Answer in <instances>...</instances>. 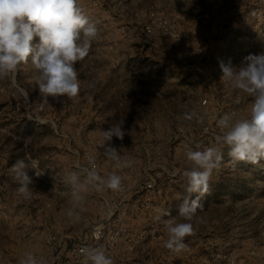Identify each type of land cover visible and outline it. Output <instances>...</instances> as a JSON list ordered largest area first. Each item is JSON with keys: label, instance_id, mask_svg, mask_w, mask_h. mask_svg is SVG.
<instances>
[{"label": "rangeland", "instance_id": "1", "mask_svg": "<svg viewBox=\"0 0 264 264\" xmlns=\"http://www.w3.org/2000/svg\"><path fill=\"white\" fill-rule=\"evenodd\" d=\"M98 39L77 62L81 93L40 108L31 63L0 79V264L31 252L47 264H82V247L103 244L113 264H264V160L233 165L217 145L216 119L250 116L254 97L221 81L220 61L240 67L264 53V0H80ZM205 101L204 103L202 101ZM239 101V102H237ZM195 108L203 124L178 119ZM37 116L39 120H37ZM122 122L115 147L132 167L117 168L97 146L100 131ZM207 128V132L204 129ZM27 141V146H26ZM185 144L219 146L214 171L186 251L164 247L160 210L178 217L191 168ZM95 158L97 170L123 178L124 191L89 189L82 222L69 220L64 179ZM30 156L32 198L15 189L11 167ZM102 233L97 240L94 233Z\"/></svg>", "mask_w": 264, "mask_h": 264}, {"label": "clouds", "instance_id": "2", "mask_svg": "<svg viewBox=\"0 0 264 264\" xmlns=\"http://www.w3.org/2000/svg\"><path fill=\"white\" fill-rule=\"evenodd\" d=\"M95 21L80 5V0H0V79L15 77L23 64L32 65L33 81L38 88L40 108L53 100H75L81 93L78 79L77 62L83 61L98 39ZM221 81L235 91L254 97L250 116L234 119L232 114L224 113L215 121L220 134L216 135L217 145L226 146L227 155L233 165L240 162L260 165L264 160V53L249 54L244 63L236 68L231 61H220ZM239 102V101H237ZM178 119L203 124L205 116L195 108L184 112ZM37 120L39 117L37 116ZM122 122L115 123L110 129L100 131L103 140L97 146L105 150L103 155L113 161L117 168L132 167L131 159H124L115 147L106 145L113 137L123 140L125 131ZM207 132V128L204 129ZM27 146V141H26ZM185 155L191 162V168L182 172L186 178L187 195L178 206V217L169 210H160L156 216L163 220L167 233L164 247L174 253L188 249L187 237L195 235V223H206L198 210H203L202 198L209 191L211 177L224 160L219 146L193 149L185 144ZM32 169L36 177L38 161L26 156L17 160L11 167L18 187L16 194L23 200L32 198L33 179L28 175ZM64 183L70 189L71 204L66 215L72 222H82L85 196L89 189L102 191L108 189L114 193L124 191L123 178L110 173L101 175L95 158L89 156L86 166L77 165V170L66 174ZM100 240L102 233H94ZM82 264H113V259L103 244L95 247H82ZM18 264H47L46 260L31 252H26Z\"/></svg>", "mask_w": 264, "mask_h": 264}, {"label": "built area", "instance_id": "3", "mask_svg": "<svg viewBox=\"0 0 264 264\" xmlns=\"http://www.w3.org/2000/svg\"><path fill=\"white\" fill-rule=\"evenodd\" d=\"M202 102L204 103L205 101L203 100Z\"/></svg>", "mask_w": 264, "mask_h": 264}]
</instances>
